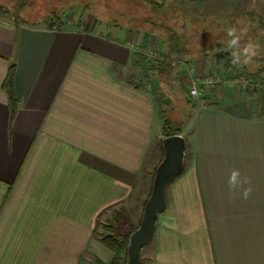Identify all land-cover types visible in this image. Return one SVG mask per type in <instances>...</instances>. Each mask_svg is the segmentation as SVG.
<instances>
[{
  "label": "crops",
  "instance_id": "0c3cea01",
  "mask_svg": "<svg viewBox=\"0 0 264 264\" xmlns=\"http://www.w3.org/2000/svg\"><path fill=\"white\" fill-rule=\"evenodd\" d=\"M193 1L264 10V0ZM8 13L0 12V264H109L114 252L96 235L100 216L131 214L146 192L143 218L165 120L187 140L185 169L168 187L144 264H264L261 75L252 79L256 71L228 66L211 49L164 78L141 60L148 31L78 13L53 32L51 19ZM233 169L250 183L230 189Z\"/></svg>",
  "mask_w": 264,
  "mask_h": 264
},
{
  "label": "rangeland",
  "instance_id": "374dc122",
  "mask_svg": "<svg viewBox=\"0 0 264 264\" xmlns=\"http://www.w3.org/2000/svg\"><path fill=\"white\" fill-rule=\"evenodd\" d=\"M136 4L139 5V8ZM131 5L135 8L133 9ZM140 8L141 10L138 12ZM151 8V4L146 0H0V12L8 11V14L14 18L25 17L26 20L33 22L39 19H51L55 14L62 18V22L64 20L65 22L67 20V24L71 22L69 24L71 26L77 22L78 13H83V17L87 21H119L121 24H130V16L134 17L139 14V17L143 16L139 18L142 19L141 21L148 19L146 22H142V28L154 29L153 33H150L147 47L141 52V56L146 58L151 65L158 64L157 56L159 53L165 52L162 37L168 39V29L173 28L179 33H184L182 31V26L185 25L184 15L192 16L203 22L208 20L211 39L217 44H222L221 50L228 54H231V49L226 50L227 42L231 38L227 36V30L236 28L237 33L242 35L241 42L236 47L242 49L249 41L258 45L256 55L252 57L250 63H243V66L247 68V71L260 72L264 83V23H262V21L264 22V10L260 5L248 2L235 7L231 3L164 0L161 9ZM179 68L180 66H175L171 78L176 79L181 74L178 71ZM177 127L174 126L171 130L176 131ZM146 197L147 193L145 192L138 198V201L134 200L129 204L130 212L137 223L142 216V204ZM108 215L100 216L98 229L100 234H105L103 227L106 226L107 219H109Z\"/></svg>",
  "mask_w": 264,
  "mask_h": 264
},
{
  "label": "trees",
  "instance_id": "16d2710c",
  "mask_svg": "<svg viewBox=\"0 0 264 264\" xmlns=\"http://www.w3.org/2000/svg\"><path fill=\"white\" fill-rule=\"evenodd\" d=\"M149 2L152 6L151 9L159 10L164 5V0H146ZM122 5V3H120ZM137 5V4H136ZM132 6V5H131ZM139 8V5H137ZM134 9L135 7L132 6ZM141 10L138 9V12ZM136 12V10H135ZM54 16L50 20V25L57 24L59 26L63 25V20L60 16L53 14ZM142 16V15H140ZM143 17V16H142ZM139 17V14L130 16L129 21L130 24H121L119 21L112 22L113 24L121 27H128L134 30H140L143 29L144 31H148L149 33H153L154 29H144L142 28L143 23L146 22L148 19L146 18V21H141L142 18ZM185 17V25L182 26V31L184 33H179L178 31L174 30L173 28L168 29V39L163 38V44L167 47L165 52L159 53L157 56L158 59L156 62L158 64L151 65L148 62H146V58H143L146 65V73L152 72L156 75H163V77H171L173 76V70L175 66H183L186 64H189L193 58H196L197 56H204L206 53L211 50L215 49L217 52V55H220L224 57L228 63V66H235L232 63V56L231 54H228L225 51H222V44H217L216 42H213L211 39V36L209 34V23L208 20H205V22L200 21L199 19H195L192 16H186ZM262 23H264L262 21ZM217 46H216V44ZM220 49V50H217ZM140 59V57H139ZM176 61V63H174ZM248 72V71H247ZM252 79H256L261 75L260 72L256 71L254 74L249 73ZM12 80H13V74H10V77L7 81V90L10 94V100H11V106H12V113L14 112L13 109H15V105L17 102L16 96L14 94L13 88H12ZM165 128H166V134L167 136L173 135V134H180L181 130L178 129L176 131L170 129V122L169 120H165ZM148 201V200H147ZM147 201L145 202V205L147 204ZM142 222V219L139 223H135L133 221V217L129 212L126 210H120L118 212H115L113 217L106 223V226H104L105 234H100L99 232H96L97 237H99V240L112 252H114V258L110 264H127L128 261V254H127V244L130 235L140 226ZM99 229V224L97 231ZM94 264H105L98 258L93 259Z\"/></svg>",
  "mask_w": 264,
  "mask_h": 264
},
{
  "label": "water",
  "instance_id": "95a60500",
  "mask_svg": "<svg viewBox=\"0 0 264 264\" xmlns=\"http://www.w3.org/2000/svg\"><path fill=\"white\" fill-rule=\"evenodd\" d=\"M164 158L157 167L152 193L145 206L140 226L130 235L127 244V264H144L142 250L152 243L157 219L166 210L168 187L185 169L187 140L181 134L163 140Z\"/></svg>",
  "mask_w": 264,
  "mask_h": 264
},
{
  "label": "clouds",
  "instance_id": "9594fccd",
  "mask_svg": "<svg viewBox=\"0 0 264 264\" xmlns=\"http://www.w3.org/2000/svg\"><path fill=\"white\" fill-rule=\"evenodd\" d=\"M227 36L231 39L227 42L226 50L231 49L232 63L234 65H239L240 63L248 64L251 62L252 57L256 55V49L258 45L249 41L244 47L238 48L237 45L240 44L242 35L237 33L236 28H229L227 30ZM239 61V62H238ZM250 181L247 177L241 179V174L239 170L233 169L229 176L228 184L230 189L235 190L238 187H242L244 184H248ZM251 188H246L243 191V196L245 199L251 194Z\"/></svg>",
  "mask_w": 264,
  "mask_h": 264
},
{
  "label": "built area",
  "instance_id": "2783aa9c",
  "mask_svg": "<svg viewBox=\"0 0 264 264\" xmlns=\"http://www.w3.org/2000/svg\"><path fill=\"white\" fill-rule=\"evenodd\" d=\"M66 23H67V20H66ZM71 24V22L69 23ZM50 28L53 32H59L60 29H61V26L57 25V24H54V25H50ZM217 83V80L212 77V78H209L206 80V84H205V87L206 88H210L212 87L213 85H215ZM189 94L192 98L194 99H200V96H201V90L200 88L198 87V84L196 81H192L191 82V85H190V89H189Z\"/></svg>",
  "mask_w": 264,
  "mask_h": 264
}]
</instances>
